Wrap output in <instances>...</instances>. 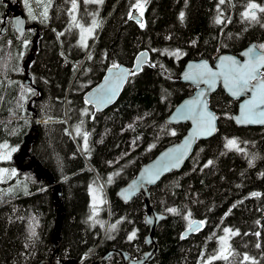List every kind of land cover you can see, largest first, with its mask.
I'll return each instance as SVG.
<instances>
[{"label":"trees","instance_id":"obj_1","mask_svg":"<svg viewBox=\"0 0 264 264\" xmlns=\"http://www.w3.org/2000/svg\"><path fill=\"white\" fill-rule=\"evenodd\" d=\"M76 2L71 10L72 0H53L47 18L29 20L22 38L12 25L0 32V155L10 154L0 159V264L81 262L86 255L82 264H90L112 247L141 257L149 249L144 199L124 203L117 191L189 128L166 122L196 90L180 79L185 63L264 45V11L245 15L264 0H141L140 22L129 19L137 0ZM94 22L84 47L79 28ZM145 50L150 62L113 106L97 112L86 103L109 67H132ZM238 103L219 87L209 99L216 135L149 187L155 210L166 214L152 264H264V127L237 126L231 117ZM228 140L237 147L227 148ZM93 183L104 185L98 214ZM196 220L203 228L184 238ZM226 227L236 232L227 259L214 258ZM100 264L122 262L114 254Z\"/></svg>","mask_w":264,"mask_h":264},{"label":"water","instance_id":"obj_2","mask_svg":"<svg viewBox=\"0 0 264 264\" xmlns=\"http://www.w3.org/2000/svg\"><path fill=\"white\" fill-rule=\"evenodd\" d=\"M132 17L133 19H137L138 21H141L142 19L136 11L132 13ZM13 21V27L16 34H18L20 38L24 37L27 29V22L24 15L20 14L15 16ZM3 31L4 27L2 26L0 32ZM250 48H254L257 53L261 52L256 43H250L240 51L239 55L222 52L215 57V61L213 63L211 60L206 58L189 59L185 63L180 73V79L187 84L195 86L196 90L192 95L185 97L180 103H178V105L167 117L166 122L170 125L188 123L189 128L178 141L170 143L162 150H160L154 158L144 163L138 170L135 177L129 180L117 191V197L124 203H129L135 196L138 195L143 197L146 208L145 223L149 227V232L145 236V242L149 249L144 251L141 257L133 258L126 251L117 247H112L99 255L90 264H100L110 255L114 254L119 256L122 264H152L155 257L159 253V244L156 239V230L158 225L166 218V214L157 212L155 210L150 198L149 187L157 184L171 172L180 171L193 154L197 143L202 140H208L216 135L218 131V118L216 113L209 105V99L220 86L231 98L241 99L238 104L237 111L232 115V120L237 126L264 127V123L259 122H238L242 118V106L253 98V96L255 95L256 86L260 83V78H264L260 77L261 71L264 69V67H261L259 69L258 79L252 81L249 85L248 90L240 92L239 95H233L229 88L225 86V80L223 76H218L215 79L214 84L205 82L208 77L206 75H201L203 70L196 67L198 65L206 63L213 72L227 71L230 66L229 61L225 60L222 67L221 59L225 57L231 58L232 60L237 61L238 65H244L249 60V57L245 56L244 53H246ZM148 62H150L149 52L145 50L140 52L136 56L132 67L126 66L124 64H118L119 68L113 69L112 72L109 71V69H112V66L109 67L103 79L85 94V101H92L88 104L93 106L97 112H101L110 108L117 102L124 86L130 79L132 73L139 72L142 67ZM121 70H127L129 74L127 76H123V81L122 83H120L118 90L114 95H111L110 99H108L107 93L101 90V86L103 85L105 86V88H107L114 85L117 75H122ZM186 74L191 75L193 78L185 79ZM201 93H203V96H201ZM197 99L201 101V104L206 105L207 112L211 113L212 117H214L211 122V129L203 134L196 132L198 127L197 121L199 118L198 116L193 115V113L189 110V102L196 101ZM191 107L195 108V111L197 113L201 111L200 105H192ZM181 156L182 159H179L177 163V158ZM174 163H177V166L173 167L172 165ZM203 226L204 224L202 221H194L190 224L189 228L183 232V237L185 238L194 234L195 232L202 229ZM51 264H79V262H77L76 260H56Z\"/></svg>","mask_w":264,"mask_h":264},{"label":"snow or ice","instance_id":"obj_3","mask_svg":"<svg viewBox=\"0 0 264 264\" xmlns=\"http://www.w3.org/2000/svg\"><path fill=\"white\" fill-rule=\"evenodd\" d=\"M102 2V0H100ZM220 3H224V0H220ZM76 0H72V8L75 10L76 8ZM134 7L140 12L141 16L143 15L144 10V4L141 2V0H137V3L134 5ZM252 9H255L258 7L257 4H251L249 6ZM260 11H264V8H261ZM247 16L248 14L245 13ZM45 19L47 18V8H45L44 11ZM181 17H183V13H181ZM131 13L129 14V19H132ZM252 19H255V14L252 13L251 16ZM75 19V18H74ZM217 23H220L219 20H217ZM97 26L94 22L93 27ZM79 27V25H77ZM141 27H143V24L141 23ZM87 32H91L92 29H87ZM81 41H84L83 31L81 35ZM86 46V45H85ZM261 49L260 53H257L254 48H250L246 53H244L245 56L249 57V60L244 65H238V62L235 60H232L231 58H222L221 59V66L223 67L224 61H229V68L227 71H221V72H213L208 65L202 64L196 66L199 69H202L201 75H206L208 79L205 81L210 84L215 83V79L218 76H223L225 80V86L229 88V90L232 92L233 95H239L240 92L246 91L249 88V85L252 81L258 79V73L259 69L261 67H264V45L259 46ZM143 55V54H141ZM119 68V65L113 64L112 69H109L110 72H112L113 69ZM122 75H117L116 82L114 85L109 86L105 88V86H101V90L105 91L108 95V99L111 98V95H114L116 91L119 88L120 83L123 81V76H127L129 73L127 70H121ZM134 74V73H132ZM193 77L189 74L185 75V79H192ZM201 96H203V93H201ZM92 101H86V103H91ZM190 108L189 110L193 113V115L198 116V127L196 132L198 133H205L208 132L211 129V122L214 119L212 117L211 113L207 112V107L204 104H201V101L197 99L196 101L189 102ZM192 105H200L201 111L197 113L195 111V108L191 107ZM264 78H260V83L256 86L255 95L253 98L248 101L245 105L242 106V113H241V119L238 122H259L264 123ZM77 132L79 134V129H77ZM174 134V133H173ZM188 143V142H186ZM236 145L235 140L228 141V146L232 147ZM6 147V146H5ZM85 150H87V135L85 134ZM10 154H4L0 155V159H8ZM179 159H182V156L177 158V163ZM177 163H174L172 166H177ZM211 163V161H209ZM6 171V170H5ZM255 195V194H254ZM172 211V210H170ZM225 233H229L231 230L225 228ZM34 234V233H33ZM235 234V233H233ZM135 236V233H133L131 236L128 237L129 240L133 239ZM227 238H222L221 243L226 244ZM227 248H222L221 255L219 257L214 258H223L227 259V256L224 255V252H226ZM245 259H248L245 257Z\"/></svg>","mask_w":264,"mask_h":264},{"label":"rangeland","instance_id":"obj_4","mask_svg":"<svg viewBox=\"0 0 264 264\" xmlns=\"http://www.w3.org/2000/svg\"><path fill=\"white\" fill-rule=\"evenodd\" d=\"M87 1L101 3L100 0H87ZM102 1H104V0H102ZM49 2H50V0H26V3L24 4V9L27 12L30 20L36 19V18H38L39 20H43L45 18V16H44L45 8H47V13H48V9L50 7L49 5H51V4H49ZM251 4H255V3H251ZM144 9H145V6H144ZM134 11H137L138 14H140V12L136 8L134 9ZM143 12H144V10H143ZM73 19H74V17H73ZM75 23H76V25H79V22L76 21ZM93 25L94 24H92L91 26L79 28V43L84 47H87V45L89 44V41L95 36V31H96L97 27L96 26L93 27ZM90 28L92 29V31L89 33L86 30L90 29ZM82 31H83V36H84L83 42L81 41ZM228 141H230V140H228ZM228 141L226 143L227 148L232 149V148L237 147V142H236L235 146L229 147ZM103 189H104V185L102 183L101 184L93 183L89 187L90 201H91L92 210H93L94 214L100 213L104 208L105 198H104ZM97 221H100L98 217H97ZM226 228L230 229L228 227H226ZM230 230L231 231L229 233H225L224 229H222L221 232L218 234V237H217L218 245L220 248V253H221L222 248L228 249L226 252H224V255H227V253L229 251L230 240L236 234L235 230H232V229H230ZM233 233H235V234H233ZM132 234H130V236ZM225 237L227 238V242H226V244L222 245L221 240H222V238H225ZM82 263H83L82 261L79 262V264H82Z\"/></svg>","mask_w":264,"mask_h":264},{"label":"flooded vegetation","instance_id":"obj_5","mask_svg":"<svg viewBox=\"0 0 264 264\" xmlns=\"http://www.w3.org/2000/svg\"><path fill=\"white\" fill-rule=\"evenodd\" d=\"M87 1V0H86ZM88 3H93V4H95L96 2H92V1H87ZM26 3V0H0V27H2V26H9V25H12L13 26V19H14V17L15 16H17V15H24V17L26 18V22H27V24L28 25H30V24H34V25H36L37 24V20L36 19H31L30 20V18H29V16H28V14H27V12L25 11V9H24V4ZM53 3V0H50V2H49V4H52ZM146 3V2H145ZM145 3H143L144 4V6L146 7V4ZM117 4V1H116V3H115V5ZM255 4H257L258 5V7L257 8H255V9H252V8H248V10L246 11V13L247 14H252V13H254V14H257V13H259V12H261L260 11V9L262 8L261 6H260V4L259 3H255ZM76 7H78V2H76ZM114 5V6H115ZM50 6V5H49ZM49 9H50V7H49ZM68 9H70V6L68 7ZM71 10H73V9H71ZM133 11H134V9H133ZM132 11V12H133ZM74 17H76L75 15H74ZM29 20L31 21V23L29 24ZM137 20V19H136ZM138 21V20H137ZM141 21H142V19H141ZM140 22V21H139ZM15 31V30H14ZM252 43H256V42H252ZM257 45V44H256ZM258 47V46H257ZM259 48V47H258ZM260 49V48H259ZM261 50V49H260ZM239 53H240V51H239ZM239 53L238 54H235V55H239ZM219 54H221V53H218L217 55H219ZM215 61V58H214V60L212 61V63ZM263 71H264V69L261 71V75H260V77H264V73H263ZM236 100H238L239 102H240V100L241 99H236ZM238 108V107H237Z\"/></svg>","mask_w":264,"mask_h":264},{"label":"bare ground","instance_id":"obj_6","mask_svg":"<svg viewBox=\"0 0 264 264\" xmlns=\"http://www.w3.org/2000/svg\"><path fill=\"white\" fill-rule=\"evenodd\" d=\"M40 22H41V21H40ZM97 36H98V35H96V38H97ZM192 223H193V222H192ZM189 226H190V225H189ZM188 228H189V227H188ZM185 238H186V237H185ZM88 257H89V255H88ZM88 257H87V258H88ZM87 258H86V259H87ZM86 259L82 260V262L85 261ZM93 261H94V260H93Z\"/></svg>","mask_w":264,"mask_h":264},{"label":"built area","instance_id":"obj_7","mask_svg":"<svg viewBox=\"0 0 264 264\" xmlns=\"http://www.w3.org/2000/svg\"><path fill=\"white\" fill-rule=\"evenodd\" d=\"M87 257H88V255H86V256L83 258V260L86 259Z\"/></svg>","mask_w":264,"mask_h":264}]
</instances>
